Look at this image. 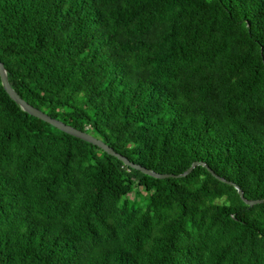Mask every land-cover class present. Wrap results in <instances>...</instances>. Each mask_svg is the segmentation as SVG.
<instances>
[{
  "label": "trees",
  "instance_id": "trees-1",
  "mask_svg": "<svg viewBox=\"0 0 264 264\" xmlns=\"http://www.w3.org/2000/svg\"><path fill=\"white\" fill-rule=\"evenodd\" d=\"M0 60L131 162L264 199V0H0ZM0 264H264V203L129 168L0 77Z\"/></svg>",
  "mask_w": 264,
  "mask_h": 264
},
{
  "label": "water",
  "instance_id": "water-1",
  "mask_svg": "<svg viewBox=\"0 0 264 264\" xmlns=\"http://www.w3.org/2000/svg\"><path fill=\"white\" fill-rule=\"evenodd\" d=\"M0 77H1V81H2V86L5 89V91L8 93V95L11 97V99L16 102L24 112L28 113L29 115L40 119L46 123H49L50 125H52L53 127L57 128L58 130L69 134L71 136H74L78 139H81L87 143H90L98 148H100L101 150H103L104 152H106L107 154H109L110 156H113L117 159H119L120 161H122L124 163L125 166L135 169L137 171H140L141 173L148 175L150 177H153L155 179H160V180H164V179H169V178H185L187 176H189L197 167H205L209 173L215 177L217 180L229 184L233 187H235V189L238 191V194L240 196V198L242 199V201L252 207L254 205L257 204H262L264 203V199L263 200H247L245 198L244 192L240 189L239 186H237L236 184L227 181L224 178H221L220 176H218L211 168H209V166L206 163L203 162H195L191 165V167L185 171L183 174L180 175H170V174H159L153 170L147 169L145 167H142L140 165H137L133 162H131L129 159H127L126 157L118 154L117 152H115L114 149H112L110 146H108L107 144H105L102 140L94 137L93 135L86 133V132H82L80 130L75 129L72 126L66 125L65 123L52 118L51 116H49L48 114L38 110L37 108L29 105L25 100H23L20 95L11 87L9 80H8V76H7V70L5 69L4 64L1 62L0 60Z\"/></svg>",
  "mask_w": 264,
  "mask_h": 264
},
{
  "label": "rangeland",
  "instance_id": "rangeland-1",
  "mask_svg": "<svg viewBox=\"0 0 264 264\" xmlns=\"http://www.w3.org/2000/svg\"><path fill=\"white\" fill-rule=\"evenodd\" d=\"M134 197V190H132L131 194H130V198Z\"/></svg>",
  "mask_w": 264,
  "mask_h": 264
}]
</instances>
